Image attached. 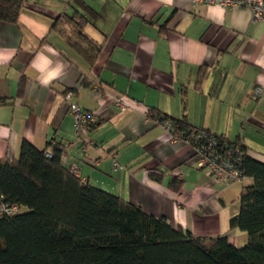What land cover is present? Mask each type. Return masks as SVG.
Here are the masks:
<instances>
[{
    "label": "crops",
    "instance_id": "crops-1",
    "mask_svg": "<svg viewBox=\"0 0 264 264\" xmlns=\"http://www.w3.org/2000/svg\"><path fill=\"white\" fill-rule=\"evenodd\" d=\"M79 2L97 13L84 29L101 47L93 65L51 28ZM255 88L262 94L253 98ZM71 103L94 118L91 146L75 135ZM150 110L185 116L264 163V21L245 6L191 0H25L17 24L0 22V159H17L24 141L39 151L52 141L82 183L173 228L243 247L247 235L229 231V221L251 179L205 176L190 146L172 142ZM172 179L181 182L176 193Z\"/></svg>",
    "mask_w": 264,
    "mask_h": 264
},
{
    "label": "trees",
    "instance_id": "trees-1",
    "mask_svg": "<svg viewBox=\"0 0 264 264\" xmlns=\"http://www.w3.org/2000/svg\"><path fill=\"white\" fill-rule=\"evenodd\" d=\"M24 2L0 0V22L17 24ZM96 17L79 2L78 9L59 16L51 27L89 65L101 47L84 29ZM149 117L169 120L177 141L192 143L194 135L205 133L240 148L239 170L251 184L242 188L229 231L247 235L243 247L230 244L226 235L203 238L173 228L165 218L82 183L62 163V146L49 141L39 151L24 141L17 159H0V196L19 208L15 215L0 217V264H264V163L237 141L194 129L185 116L175 119L150 110ZM95 125H89V132ZM180 186L177 179L169 183L175 193Z\"/></svg>",
    "mask_w": 264,
    "mask_h": 264
},
{
    "label": "built area",
    "instance_id": "built-area-1",
    "mask_svg": "<svg viewBox=\"0 0 264 264\" xmlns=\"http://www.w3.org/2000/svg\"><path fill=\"white\" fill-rule=\"evenodd\" d=\"M193 4L214 5L223 9L233 6L248 7L252 13L253 20L264 21V0H191ZM95 93H99V89H95ZM262 90L255 88L251 97L261 96ZM72 98V93H66L64 100L68 101ZM118 106L123 107L122 98L116 100ZM68 111L72 118L73 129L79 142L85 146H91L89 140V125L94 122L91 114L82 111L76 104H69ZM163 130H165L172 142L177 141L170 135L172 131V123L169 120L156 122ZM196 157V168L204 173L205 176L213 178L222 183H243L245 177L239 170V165L243 156L240 148L236 145L222 143L205 133H199L193 136L192 143H187ZM48 156V155H47ZM70 173L79 177L78 167L76 164L66 165ZM19 212V208L8 205L3 202L0 196V217L12 216Z\"/></svg>",
    "mask_w": 264,
    "mask_h": 264
},
{
    "label": "rangeland",
    "instance_id": "rangeland-1",
    "mask_svg": "<svg viewBox=\"0 0 264 264\" xmlns=\"http://www.w3.org/2000/svg\"><path fill=\"white\" fill-rule=\"evenodd\" d=\"M23 211V210H22Z\"/></svg>",
    "mask_w": 264,
    "mask_h": 264
}]
</instances>
